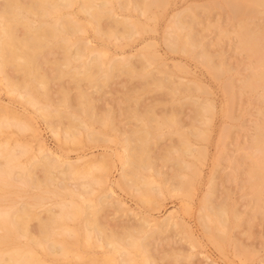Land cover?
I'll list each match as a JSON object with an SVG mask.
<instances>
[{"label": "rangeland", "instance_id": "1", "mask_svg": "<svg viewBox=\"0 0 264 264\" xmlns=\"http://www.w3.org/2000/svg\"><path fill=\"white\" fill-rule=\"evenodd\" d=\"M106 1L103 9L109 13L94 20L81 10V0H72L69 7L60 8V13L69 14L81 27L69 35L71 47L85 46L83 56L69 66L80 68L90 57L99 55L102 70L96 76L106 71L114 58H129L134 71L130 66L114 68L97 85L85 78L76 80L69 74L57 73L58 69L65 72L69 68L61 64L62 50L45 47L37 60L46 74L49 91L48 96L40 95L35 104L26 101L24 92L8 85L6 76L16 78V70L7 67L4 73L0 72V161L9 160L4 166L17 171L40 153H46L56 159L58 169L68 163L92 162L98 167L85 176H69L65 179L66 191L58 187V179L35 187L12 174H0V219H8L7 215L21 203L34 209L42 219L49 215V209L73 214L54 229L53 238L65 243V254L31 243L12 225L7 237L0 240V253L7 257L17 249L19 254L14 256L18 257L34 252L43 263L32 264H124L126 246L120 243L112 248L84 225L85 204H98L101 198L96 216L106 233L112 230L123 235L142 223V227L146 224L145 231L153 230L143 240L146 251L131 253L128 264H264V186L254 191L248 174L249 150L258 128L264 125V86L251 81L258 55L243 47L240 37L246 29L264 34V12H258L247 0ZM141 1L150 2L145 13L140 5L136 6L142 5ZM180 12L182 19L190 23L188 29L195 45L185 41L184 29L175 22ZM122 22L132 26L131 37L122 34ZM22 31L19 27L18 34ZM173 33L179 37L176 49H171L168 42ZM184 42L188 51L181 49ZM154 78H162L163 85H154ZM172 84L177 85L176 91L171 90ZM79 90L86 93L87 106L93 105L90 113L76 109ZM62 91L71 105L66 109L88 125L86 129L76 127L74 140L66 138L63 131L70 118H44L35 109L43 104L57 107ZM198 103L207 106L201 114L202 121L195 111ZM139 114L144 115L143 119L174 115L178 121L177 125L165 122L157 127L154 119L148 117V122H143ZM194 126L203 131L201 136L191 135ZM140 128L155 131L159 137L148 148L151 160L155 159L153 165L150 163L154 168H138L133 173L127 170L126 151L136 145L133 131ZM91 130L98 133L88 137ZM177 130L189 140L192 154L177 151L180 156H176L175 148L181 146ZM126 140L132 144L127 146ZM176 158L188 166L181 168ZM35 174L43 177L39 168ZM135 176H144L148 184H141L139 179L136 183L135 179L127 181ZM86 181L91 183L90 193L72 190ZM207 196L212 205L228 208L224 226L204 206L208 204ZM165 216L171 225H178L171 226ZM38 222V218L28 221L33 235L38 232ZM157 223L166 227L159 225V230H154ZM123 227L127 228L122 230ZM210 229L214 236H210ZM4 232L0 228V235ZM140 233L136 236L140 237Z\"/></svg>", "mask_w": 264, "mask_h": 264}, {"label": "bare ground", "instance_id": "2", "mask_svg": "<svg viewBox=\"0 0 264 264\" xmlns=\"http://www.w3.org/2000/svg\"><path fill=\"white\" fill-rule=\"evenodd\" d=\"M123 1V0H122ZM149 1H159V0H149ZM149 1H141V4H136V6L140 5L141 7L138 8L141 10V12H144L147 7H149L150 2ZM252 4V7L254 9H257L258 12H264V0H247ZM121 2V1H120ZM124 2V1H123ZM127 2V1H126ZM129 2V1H128ZM148 2V3H147ZM237 2V1H236ZM245 3L244 1H242ZM122 3V2H121ZM231 3V2H230ZM235 3V2H234ZM241 3V2H239ZM238 3V4H239ZM72 4V0H2V3L0 5V72H5L7 67H11L14 70L17 71L18 76L16 78H11L6 76L7 78V83L10 86L12 90H18L24 92L23 97L26 99L28 103L35 104L38 102L39 96L40 95H45L48 96V84L46 81V74L42 72L40 68V62L38 63V56L40 52H42L45 47H53L57 46L59 47L62 52H63V58H62V66L64 67H69L68 70L65 72L62 70L58 69V74H69L70 77L80 80V79H88L90 82L96 84L99 83V81H102L108 78V74H110L111 70L114 68H124L125 66H130L129 69L132 71L133 66L132 63L130 62L129 58H114L111 60L110 63H108V68L104 72H100L101 75L98 77L96 74L98 71L102 70L101 69V61L99 60V55H93L92 57L89 58L88 61L84 62L80 68H77L75 66H69L72 64L73 61L79 60L84 52H85V46L77 44L74 46V48L71 47L70 42H69V35L74 34L78 30H81V27L78 23L77 20L73 19L70 17L69 14H63L60 13V8H67ZM108 2L106 0H81V10L88 14L90 18L97 19L99 15H103L107 12V9H103V6L107 5ZM127 4V3H126ZM233 4V3H231ZM228 6V3L226 4ZM225 5V6H226ZM236 5V3H235ZM243 5V4H242ZM247 5V2L245 6ZM249 5V4H248ZM233 7V5H232ZM240 10L241 5L239 4ZM248 7V6H247ZM251 7V8H252ZM239 9V8H238ZM243 9V8H242ZM245 9V8H244ZM248 9V8H247ZM246 9V11H247ZM147 10V9H146ZM245 11V12H246ZM252 11V10H251ZM256 11V12H257ZM146 12V11H145ZM144 12V13H145ZM249 12V10H248ZM109 13V12H107ZM29 16L36 17L38 20L35 22L33 19H31ZM101 18V17H100ZM99 18V19H100ZM183 17L181 16V12L177 15L176 18V24L178 28L181 30L184 29L185 34V41L190 43L191 45H195L193 42L192 35L189 32V26L190 23L186 20L182 19ZM98 19V20H99ZM119 23V22H117ZM123 26L125 27L122 34L127 35L128 37L132 36V26L123 23ZM21 27L23 29L22 34H18V28ZM243 31V30H242ZM241 31V33H242ZM246 32H243L241 37V44L243 47H246L250 51L255 52L258 55L257 58V64L256 67L254 68V73L251 77V81L254 82L257 85L264 86V55L262 54V50L264 49V44H261V41L264 39V34L259 33L260 31L252 32L251 30H245ZM113 33V32H112ZM56 39V40H54ZM169 39V47L171 49H176L177 48V42L179 40L178 35L173 33ZM181 46V49L184 51H188V47H186L185 43ZM261 45V46H260ZM47 49V48H46ZM202 54H204L202 52ZM143 55V54H142ZM39 59V58H38ZM146 61L148 60L147 58H144ZM55 63V62H54ZM57 63V62H56ZM55 63V64H56ZM132 67V68H131ZM125 69V68H124ZM128 69V71H129ZM121 70V69H120ZM127 70V69H126ZM162 78H154V85H161L162 83ZM101 84V83H100ZM171 84V82H170ZM97 85V84H96ZM163 85V83H162ZM176 85V84H175ZM168 86V85H167ZM170 86V85H169ZM168 86V87H169ZM171 90H177V85L173 87V84L171 86ZM170 90V91H171ZM80 93L78 94V105H77V110L80 113H90V108L87 106V96L84 90H79ZM66 93L62 91V96L60 100L58 101V106L55 108L49 107V104H43L41 106L36 107L35 109L40 112L39 114L44 118L47 116H58L59 118H70V122H68V125L63 128L64 133L66 135V138L73 139L75 138L76 133H78V129L76 130V127L80 128H87V122H85L84 119L79 117L75 112H70V110H67L66 108L70 105L68 97L65 95ZM194 103L196 102L195 100L193 101ZM63 105V107H61ZM75 109V110H76ZM195 111H197L196 116L198 115L200 117V121H202L201 114H204V112L207 111V106H204L203 104H197ZM133 114H136L135 111ZM144 122L145 119H147V115L145 119H143L144 115L139 114ZM97 116V115H96ZM138 116V114H137ZM196 117V120H198L199 117ZM98 117V116H97ZM105 118H108L107 116H104ZM151 117V116H150ZM149 119L155 120L154 125L155 126H160L161 124L166 123H171L172 125H177V117L175 116H169L167 117L164 115L163 118L162 116H154ZM156 117V118H155ZM104 118V119H105ZM140 117H138L139 119ZM101 119L102 118H97ZM106 120V119H105ZM204 120V119H203ZM98 121V120H97ZM141 121V120H140ZM147 121V120H145ZM168 121V122H167ZM205 121V120H204ZM105 123L103 120L101 121ZM142 122V123H143ZM148 122V121H147ZM103 123H100L103 125ZM144 125V123H143ZM105 126V125H104ZM151 126V125H150ZM144 127V126H142ZM195 127V126H194ZM192 128L193 131L191 132V135L193 136H198L202 135L203 131L201 129L195 127ZM82 128V129H83ZM149 128V127H147ZM152 129V126L150 127ZM149 128V129H150ZM156 128V127H155ZM153 128V129H155ZM139 129V128H138ZM134 130V144L132 147L130 146L132 144L129 141H127V146L128 150L126 151L127 154V160H125L129 164V172H136V169L141 168V169H150L152 167L154 161L153 159L151 160V154L149 155V150L148 148L150 147V144H153L152 141L159 137V134H157L155 131L153 132L152 130ZM88 131V129H87ZM90 131V130H89ZM97 131H92L87 132L89 134L88 137L94 136ZM178 135V142L181 144V146L177 149L175 148L174 152L179 151V153L183 154H192L193 153V148L190 146V142L183 134V132L177 130L175 131ZM98 133V132H97ZM98 136V135H97ZM161 136V135H160ZM100 138V137H98ZM129 140V138H128ZM128 143L130 145H128ZM178 143V144H179ZM138 144V145H137ZM179 144V145H180ZM175 147V146H174ZM252 149L249 150V158H251V165L249 168V176L250 179L253 183V189L255 187V190H259L258 188L260 186H264V125L262 127L258 128L257 134L254 137L253 144H251ZM149 150V151H148ZM4 152V151H3ZM195 152V151H194ZM177 157L178 155L177 152ZM179 163L178 165L181 168H185L188 165L184 162V160H179L176 158ZM9 160L4 159V161H0V174L4 173L5 175H10L12 174L14 178L23 180L25 183H28L29 185L32 186H39L40 184L44 183L45 185H48L58 179V187L64 191L68 189L67 183L65 182V179H67L71 175H81L85 176L86 174L89 173H94V169L98 168L95 164L92 162L85 164V165H77L73 163H68L67 165L64 166L62 169L57 168V162L56 159H54L51 155L46 154V153H40L39 156L34 158L28 166L21 168L20 170L13 171L12 169L8 168L7 166H4L7 164ZM176 162V161H175ZM152 163V165L150 164ZM177 163V162H176ZM155 165V164H154ZM99 166V165H98ZM150 166V167H149ZM178 166V167H179ZM149 167V168H148ZM179 167V168H180ZM42 170L43 172V177L39 178L36 176L35 171L37 169ZM102 166H100L99 169H101ZM154 168V167H152ZM126 171V169H125ZM128 172V171H127ZM124 173V172H123ZM132 173V174H133ZM139 173V172H137ZM135 173V175H137ZM159 173V172H158ZM126 174V173H125ZM142 175V174H141ZM123 176V174H122ZM133 176V175H132ZM131 176V177H132ZM142 178L138 177H133L130 180L133 182L135 179H139L140 183L143 185H147L148 181L145 179L144 176H141ZM123 179V178H122ZM96 183L98 181H95ZM132 182H129L130 184ZM180 182V181H179ZM127 183V182H126ZM178 183V182H177ZM181 183V182H180ZM176 184V185H181V184ZM134 185V183H132ZM180 188V187H178ZM257 189V190H256ZM72 190H76L80 194H87L90 193L91 190V183L89 181L86 182H81L79 186H75L72 188ZM137 190H139L137 188ZM158 191V190H157ZM209 200V196L206 197ZM103 202V199L99 198L98 204L94 203H87L84 206V225L85 227L96 233L98 238L101 240H104L105 243L112 247L116 248L118 244H123V246H126L127 248V253L124 254V258H122V262L124 264H128V262L132 259L131 253H135L137 250H142L146 251L145 248V243H144V238L147 239L146 237L150 236L151 232L145 231L146 224L145 226L135 228L133 230H127L123 235L116 234L115 232L110 231L111 233L108 234L104 231L103 225L98 221V218L96 216L99 208L98 206L101 205ZM207 205H204L208 210L211 211L213 216L215 217L216 221L220 223L222 226L225 225L227 221V209L223 204L221 205H212V203L207 202ZM37 204V203H36ZM206 204V203H205ZM77 208V207H76ZM78 209V208H77ZM207 210V211H208ZM49 215L42 219L41 217L38 216V213L34 210L31 209L27 204L21 203V205L13 212L8 214V219H3L2 217L0 219V228H4V233L0 235V240H3L7 237L9 231H10V226L12 225L13 228L16 229V231L20 235H25L28 237L29 241L34 244H42L44 245L47 250L53 253H60V254H65V243L63 241L58 242L56 239L53 238L54 236V229L56 227H59L63 225L65 218L67 215L65 212H62L61 210L54 212L51 211L50 209ZM234 211V210H232ZM1 213V212H0ZM230 213V212H229ZM235 214V213H231ZM2 216V215H0ZM210 216V215H209ZM235 216V215H234ZM69 217H73V214H70ZM202 217V216H201ZM236 217V216H235ZM31 218H38V232L36 235H33L30 233L29 227H28V221ZM165 221H169L168 216L163 217ZM162 218V219H163ZM204 218V217H203ZM143 222H146V220H142ZM167 221V222H168ZM204 221V220H203ZM215 221V220H214ZM162 223V222H161ZM165 223V222H164ZM163 223V224H164ZM170 224V221L168 222ZM177 223V222H176ZM175 223V224H176ZM206 223V222H205ZM217 223V224H218ZM172 224V223H171ZM170 224V225H171ZM173 224V225H175ZM160 225V223H159ZM159 225L157 223V226H154V230L158 228L159 230ZM167 225V223H166ZM171 225V226H173ZM176 224L175 226H177ZM162 226H165L162 225ZM160 225V227L162 228ZM227 226V224H226ZM136 227V226H132ZM166 227V226H165ZM204 227L206 229H209V225L204 224ZM220 227V226H218ZM217 227V228H218ZM127 228V227H126ZM125 228V229H126ZM164 228V227H163ZM124 227L122 228V230ZM124 229V230H125ZM216 229V228H215ZM150 230V229H149ZM161 230V229H160ZM109 231V230H108ZM135 234H134V232ZM210 231L211 235L214 236L213 234L214 231L213 229L208 230ZM222 231V230H220ZM122 231L121 233H123ZM141 232L142 234L140 237H137L136 234ZM150 233V234H149ZM221 233V232H220ZM138 235V234H137ZM217 235V234H216ZM219 236V235H218ZM215 236V237H218ZM222 235L220 234L219 237ZM218 237V238H219ZM224 238V237H221ZM220 238V239H221ZM216 240V239H215ZM147 241V240H146ZM145 241V242H146ZM147 243V242H146ZM147 245V244H146ZM9 256L3 257V254L0 253V261H4L5 263L0 264H32L34 262L37 263H43L40 258L34 253V252H25L21 253L18 257H15L14 255L19 254V251L17 249H14L10 251ZM127 256V257H126ZM2 259V260H1Z\"/></svg>", "mask_w": 264, "mask_h": 264}]
</instances>
